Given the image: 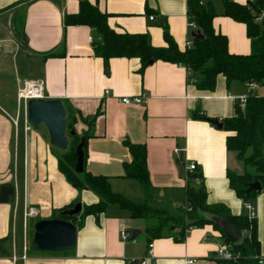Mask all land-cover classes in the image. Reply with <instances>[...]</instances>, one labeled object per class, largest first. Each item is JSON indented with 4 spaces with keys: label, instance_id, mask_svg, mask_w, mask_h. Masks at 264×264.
I'll list each match as a JSON object with an SVG mask.
<instances>
[{
    "label": "crops",
    "instance_id": "1",
    "mask_svg": "<svg viewBox=\"0 0 264 264\" xmlns=\"http://www.w3.org/2000/svg\"><path fill=\"white\" fill-rule=\"evenodd\" d=\"M88 1L108 14V25L115 31L147 32L153 46L164 45L162 25L181 50L192 38L186 0ZM201 1L212 4L216 12L212 26L226 36L228 51L247 54L250 40L245 25L222 15L223 0ZM77 10L78 0H0V19L5 17L8 32L0 36V54L19 58L23 70L14 69L8 90L0 60V188H14V200L0 202V251L4 252L0 264H141L143 259L145 264H219L215 252L223 241L214 225L190 228L180 242L170 236L153 239L148 254V224L134 223L142 218H130L115 204L97 215H77L72 220L77 228L74 247L44 252L32 246L30 231L37 220L51 218L77 200L82 206L95 203L97 197L66 181L48 134L27 122L26 105L16 101V89L23 81L44 80L45 98L61 99L75 112L77 134L88 130L78 113L91 117L100 111L89 128L92 135L85 141L83 164L91 174L106 176L113 192L136 203L165 210L173 206L177 211L186 196V167L194 163L202 174L208 203H223L232 214L246 213L226 178L227 168L240 171L234 154L226 149L227 132L208 119L221 122L231 116L235 103L258 88L236 80L226 83L218 75L213 90H200L184 66L161 60L140 72L136 58H110L105 70L91 48L92 30L85 25L63 26L64 13ZM260 20L264 22V13ZM49 52L56 55L45 57ZM131 96H143L144 103L121 102ZM196 110L204 118H193ZM124 140L145 145L149 180L155 188L148 201L139 183L123 176V164L131 159ZM182 159L185 171L180 175L177 165ZM253 199L262 240V195ZM29 209L36 214L26 216ZM128 229L139 234L122 240L119 232Z\"/></svg>",
    "mask_w": 264,
    "mask_h": 264
},
{
    "label": "trees",
    "instance_id": "2",
    "mask_svg": "<svg viewBox=\"0 0 264 264\" xmlns=\"http://www.w3.org/2000/svg\"><path fill=\"white\" fill-rule=\"evenodd\" d=\"M186 6L188 21L194 22L195 31H199L203 38L197 39L191 36L192 46L183 50L178 48L165 25H162L163 46H153L147 32L115 31L108 25V14L100 11L96 3L88 0H78L77 12L64 13L63 26L85 25L92 30L91 48L93 54L102 59L105 70L108 68L110 58H136L140 62V72L147 67L149 60H161L184 66L189 71L190 80L200 90H213L218 75H222L226 83L236 80L256 84L258 90L249 92L243 103L237 101L233 114L223 118L220 123L221 128L227 132L226 149L234 154L240 165L239 172L226 169L229 188L244 203L259 194L262 195V240L258 238L256 217L249 219L245 212L232 214L225 204L206 201L202 174L196 168L185 173L186 196L175 213L151 207L146 202L136 203L113 192L106 176L91 174L85 170L84 164L83 171L75 173L73 170L76 160L75 147L81 136L86 141L92 135L89 128L100 113L99 110L91 117H82L78 113V118L88 126V130L82 134H77L75 131L74 135H70L69 131L74 129L76 117L75 112L67 104L64 105L68 116L66 132L68 146L66 150L56 149L58 170L76 189L88 190L97 197L95 203L82 206L78 214L80 216L97 215L109 205L115 204L127 211L130 218H142L148 221L145 229L148 243L164 236H170L180 242L185 238L188 229L205 224L214 225L210 216H218L224 218L234 228L244 231L241 240L235 244L225 242L222 235V241L231 245L232 253L238 257L234 260H218L219 263L258 264V257L264 254V22L260 20L264 13V0L243 2L223 0L222 15L245 25L246 35L250 40V51L247 54H234L228 51L226 36L216 32L212 26L216 12L210 2L186 0ZM55 55L56 53L49 52L44 56ZM192 117L204 118L199 114V110L193 111ZM124 145L131 159L123 164V176L136 180L148 201L155 188L149 180L145 145L128 140H124ZM83 158L85 159V144ZM255 180L260 182L261 191L246 193L248 184ZM74 202L55 211L51 218L60 211L72 207ZM75 217L69 220L72 221ZM0 254L4 252L0 251Z\"/></svg>",
    "mask_w": 264,
    "mask_h": 264
},
{
    "label": "water",
    "instance_id": "3",
    "mask_svg": "<svg viewBox=\"0 0 264 264\" xmlns=\"http://www.w3.org/2000/svg\"><path fill=\"white\" fill-rule=\"evenodd\" d=\"M192 36L197 39H202L203 35L199 31L192 32ZM153 60H149L148 65ZM67 112L61 99L58 98H42L30 99L26 103V120L33 126L37 127L43 124L47 134L50 145L53 147L66 150L67 142ZM216 127L221 128L222 124L215 119H208ZM70 135L75 134V130L69 131ZM85 141L81 136L74 151L76 160L73 164L75 173L83 171V147ZM180 175L184 174L185 165L184 160L177 165ZM250 191H261L259 181H252L248 184L246 193ZM14 200V188L11 186H3L0 188V202L10 203ZM82 209L80 201L74 202L73 206L66 208L53 218L37 220L33 225L32 245L35 249L44 252L57 251L62 249H69L75 246L77 228L69 218L77 216ZM213 224L223 235L225 242L232 244L241 240L244 231L234 228L233 225L228 223L224 218L218 216H210ZM130 239H134L139 231L135 229H128Z\"/></svg>",
    "mask_w": 264,
    "mask_h": 264
},
{
    "label": "built area",
    "instance_id": "4",
    "mask_svg": "<svg viewBox=\"0 0 264 264\" xmlns=\"http://www.w3.org/2000/svg\"><path fill=\"white\" fill-rule=\"evenodd\" d=\"M150 19H153V16L149 17ZM188 27L191 29L192 32H195L196 29V25L194 24V22L192 21H188ZM192 46V38L187 40L185 42V47H191ZM246 85L249 88H254L256 86L255 83L251 82V83H246ZM45 98L44 95V80L42 79H38L35 81H23L20 85H18L17 89H16V101H17V105H19V103H23L24 105H26L27 101L30 99H42ZM245 97H241L238 101L240 103H243L245 101ZM121 102L126 104V105H130V104H143L144 103V97L143 96H131V97H122L121 98ZM14 123H16V119L14 120ZM27 129H29V126H27ZM177 152V150H176ZM188 171H192L196 168V165L194 163H191L190 165H188L187 167ZM244 209L246 211L247 217L253 218L255 217V211L253 206L248 203L245 202L244 203ZM37 211L33 210V209H29L28 213L26 214V216H31L33 214H36ZM120 238L122 240H127L129 237L128 232H126L125 230H121L119 232ZM151 243H148V254H151ZM238 257V255L233 254L231 251V245L226 244V243H222L220 244L215 252V258L217 260H234ZM17 259V257L12 256V260L15 261ZM21 259H25V254H23L21 256ZM146 260L143 259V261H141V264H145ZM191 262V261H190ZM258 264H264V254L260 255L258 257Z\"/></svg>",
    "mask_w": 264,
    "mask_h": 264
},
{
    "label": "rangeland",
    "instance_id": "5",
    "mask_svg": "<svg viewBox=\"0 0 264 264\" xmlns=\"http://www.w3.org/2000/svg\"><path fill=\"white\" fill-rule=\"evenodd\" d=\"M4 20V21H3ZM0 21L2 22V24H5V25H3V26H1L0 25V36H7L8 35V32H7V27H5L6 26V20H5V17H4V19L3 18H1L0 19ZM19 57V56H18ZM0 60L3 62V66H4V68H3V71H4V77H5V83H4V86H5V88L6 89H8V90H11V86H12V84H11V81H12V77H11V75H13V71H14V69L16 70L17 68H18V70H20V73H21V71H23L22 69H21V67H19V63H18V61H19V58H17V60H14V57H11V55H5V56H3V54H0ZM35 71V70H34ZM1 77V76H0ZM3 77V76H2ZM35 128H39L43 133H47L46 132V129H45V127H44V125L43 124H39L37 127H35ZM234 162L235 163H237L236 162V160H235V158H234ZM237 164H239V163H237ZM230 169H232V170H236L235 169V167H233L232 166V168H230ZM239 169H237V172H239L238 171ZM134 201V200H133ZM136 202V201H135ZM252 206H254V199H251V200H249L248 201ZM168 208V207H167ZM171 208H173V209H171ZM169 212H174V211H176L175 209H174V207L172 206V207H170V209H167ZM34 215V214H33ZM32 216V215H31ZM134 223H142V224H148V221L147 220H145V219H141V220H138V221H134ZM32 233H33V227H32V229H31V231H30V239L32 238ZM216 264V263H215ZM220 264V263H219Z\"/></svg>",
    "mask_w": 264,
    "mask_h": 264
}]
</instances>
